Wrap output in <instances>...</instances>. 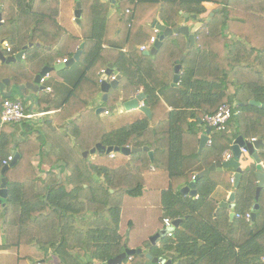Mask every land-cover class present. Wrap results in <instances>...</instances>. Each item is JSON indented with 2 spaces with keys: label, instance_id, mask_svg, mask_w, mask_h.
I'll return each instance as SVG.
<instances>
[{
  "label": "trees",
  "instance_id": "1",
  "mask_svg": "<svg viewBox=\"0 0 264 264\" xmlns=\"http://www.w3.org/2000/svg\"><path fill=\"white\" fill-rule=\"evenodd\" d=\"M36 1L0 3L22 16L41 13L34 8ZM80 1L84 8L86 1ZM131 2L134 0L119 3ZM146 2L156 4L161 20L173 28L179 26L176 19L180 11L204 14V2L217 4L212 11L219 10L208 21L200 19L202 25L195 32L193 46L186 48L184 35L179 33L166 37L153 57L143 52L138 55L148 61L150 72L131 54L133 43L128 34L122 44L109 43L106 48L94 33L86 38L80 60L85 61L87 72L97 61L103 67L111 61L121 75L118 86L109 89L107 101L115 103L121 93L141 89L146 95L144 104L151 108V118L140 113L132 121L113 123L112 128H107L106 121L99 120L98 114L86 108L87 102L76 94L78 115L62 122V130L43 124L35 130L36 137L18 142L13 138L20 130L19 123H0V182L3 161L12 149L19 152L16 164L5 172L7 197L0 200V250L5 251L0 253V264H50L53 259H57L55 264H107L124 250V244L143 249L142 243L136 241L134 221L129 220L139 215V206L141 212L142 185L143 195L159 199V206L154 200L142 206L144 227L149 225L147 218L151 215L157 216L154 224L158 227L165 217L182 218L171 236L161 237L159 245L152 246L155 251L146 252L163 257L170 252L171 264H264V205L257 210L255 221L244 218L255 201L254 164L242 172L235 200V212L242 217L232 220L225 207L216 210L218 204L211 198L218 184L212 174L221 172L199 178L196 198L185 197L172 182L182 175L172 170L174 121L179 117L180 134H184L195 125L188 122L189 118H196L198 123L223 103L233 106L225 131L220 132V144L212 139L209 151L213 160L208 166L222 161L223 151L239 135L264 141V16L257 14L264 10V0H137V4ZM106 4L101 0L89 2L95 14L90 18L94 27L103 19L97 18L93 10L102 13ZM14 19L7 12L0 28L12 26ZM113 20L120 24L123 17L119 19L117 14ZM15 44L13 48L22 47L21 43ZM183 55L177 85L180 107L167 110L157 90L169 85L174 62ZM87 72L82 76L85 80L89 79ZM157 103L163 108L161 115ZM126 114L119 113L115 119L122 121ZM97 142L104 146H147L153 150L154 162H150L145 150L128 156L120 152L110 156L98 150L92 158H84L82 152ZM180 144L181 156H186L182 141ZM203 153L204 150L200 155ZM200 155L194 152V156ZM258 155L264 160L263 148ZM43 165L49 170L42 169ZM57 168L61 170L59 183ZM161 179H166V186L154 184ZM123 262L158 264L138 254Z\"/></svg>",
  "mask_w": 264,
  "mask_h": 264
},
{
  "label": "crops",
  "instance_id": "2",
  "mask_svg": "<svg viewBox=\"0 0 264 264\" xmlns=\"http://www.w3.org/2000/svg\"><path fill=\"white\" fill-rule=\"evenodd\" d=\"M0 1H3V0H0ZM85 1L86 3L83 1L85 3L84 8L81 4V16L79 19H77L74 14L76 0H37L36 3H34V8H36V10H38V12H41V13H37V14L31 13V14L22 15V16L14 14L13 10L10 9L9 6L7 5L4 6L1 3L0 18L4 20L8 12V15L11 14L13 18L15 19L12 22L13 24L12 26L8 28L5 27V29L11 31L12 37L11 38L4 37L0 39L6 40L12 48H13V45H16L15 43L17 44L21 43L22 45V47H19V48L14 47L12 50L13 52L12 51L7 52L1 43L2 50L6 56H12V55H15L17 52L21 51L22 49H24V52L22 55L23 57L21 56L20 63L24 64L25 68H23L22 66L21 67L22 70L19 69L18 70L19 72L16 71L14 73V76L18 78L17 79L19 81L18 83H24L25 81L32 80L33 76L39 71H41L42 67L44 66H54L57 61L63 60V59H67V61H69L70 59L74 57L75 53L80 49L81 43L85 45L86 38L89 37L93 33L96 36V38L103 40V48H106L109 43L122 44L125 41V36L127 34L131 36V40L133 43V46L131 47V50L133 51H131V54L135 56L136 59H138V62L142 63V66L146 69L147 72H150L151 69L148 67V61L141 60L138 57L137 53L141 51L139 48L140 45L145 44L149 46L150 37L155 35L154 23L158 22V23L165 25V23L161 20L156 4L149 3V2L137 4V0H134L135 10L134 8L131 9L130 5L125 6V9L124 7H122L124 10L122 8L121 10H119L120 7L115 8L113 3H111L110 1L101 0L102 4L107 3L105 8L102 10V13H100L97 9H94L93 11L97 14V18L101 17L103 21H100L98 26L94 27L91 23L90 18L91 16L95 18V14H93V12L90 9V5H89V2L93 0H85ZM27 2L31 3V0H27ZM203 5L207 8L206 13L201 14V15L195 14L196 18L192 19L190 17L188 18L183 17L182 13L184 12L180 11L179 16L176 19V23L179 26L187 25L189 27H192L197 20L205 18L208 15V13L213 8L216 7L217 4L212 3V2H204ZM117 14H118L119 19H122L123 17V21L120 24L117 23L116 20H113V17L115 15L117 16ZM105 15L107 16V21H105ZM189 15H191V13H189ZM129 16H131V19L129 18ZM131 24L133 25L131 26ZM147 26L149 27L151 31V34L149 35L150 36L149 39L146 36ZM170 27L173 28L172 26ZM183 41L185 42L186 48H189L187 46L188 44L187 36H184ZM82 50L83 48L81 49L78 60H73L72 62L62 63L63 67L60 70H57L58 73L56 74V78L53 79L51 84L47 85L51 87V91H46V95L43 97L45 101L43 105H41L40 101L38 104L37 103L35 104L31 102L30 100H24L23 98H21V96L17 95L16 91L14 90V94L11 96V97L13 96L14 97L11 99L21 100L23 104L25 105L26 110L28 112H31V109H33V111H37L36 113L43 112V115L40 118H38V120L35 118L32 120H24L21 123H19L20 130L15 135L18 138V139L16 138V141L20 142L22 139H25V138L36 137L37 136L36 131L39 130V128L43 126V124L53 130H56V129L62 130L63 128H61L62 126H60L62 122L68 121L69 119H74L77 117L78 115L77 106H78L79 98L84 99L87 102V108L95 109V113L98 115H109L110 113H114L116 111L119 113L124 112L125 114L127 113L126 115L130 114L133 117L131 118L130 121L140 116V113L142 112L139 111L138 109L126 111L124 109H120L116 107V102L119 99H122L123 101L127 100L135 96L139 92H143L141 89H139L136 93H132V94L124 95L121 93L119 98L116 100V102L112 103L114 105V108H109V109L104 108L106 109L105 111H108L107 114L104 113L105 111L96 112V110L99 109L100 107V103H102L103 101V94L100 90L101 76L103 74L102 71L104 70L105 72V70L107 69L108 63H112V62L108 61L106 66L103 67L101 61H97L94 64V66L90 68L87 72L85 61L80 60ZM122 51H125V49H122ZM158 51L159 49L157 50V53ZM148 56L153 57L154 55L153 56L148 55ZM175 62H174V67H175ZM13 64L15 65V63ZM112 66L113 68H112L111 75L120 74L118 70L115 68L113 63H112ZM174 67H173V75H174ZM14 71L15 69L13 70V72ZM86 72H87V76H89V79L87 80H85L82 77L84 74H86ZM180 74H181V68H180ZM173 75H172V78H173ZM15 77L13 78V76L12 77L10 76L9 78L10 86L8 88H11L14 84H18L16 83V81H14L16 80ZM80 79H82L81 83L74 90L76 83H78ZM96 80H97V86L95 84ZM179 80H178V83H179ZM171 82H172V79L169 85L161 86L157 90V94L161 100V105H163L167 110L176 111L180 107L179 95L177 91L178 83L176 86H173L171 85ZM130 89L131 88H129L128 90ZM26 93L28 94L29 91L28 92L26 91ZM76 94L79 95V98H75ZM107 99H108V96H107ZM145 99H146V95L144 99L142 100L143 103ZM106 101H103V102H106ZM157 106L159 107L157 109L158 113H160L159 115H161V113L163 112V108L160 107L158 103H157ZM195 119L196 118H192V117L188 119L189 123H192L195 125L193 126L192 129H189L184 134H180V124H181L180 117L175 119L174 121V136H173V141H172V170L175 173H182V175L179 177H176L174 180H172V182L175 185V187L178 188V190L181 187L187 185L193 179L194 175L198 174L200 171L207 168L208 164L211 163V161L213 160V156L211 155L209 150L212 145V139L217 144H220V138H215V137L210 136L211 144L209 145L205 143V146L202 149V151L204 150V153L200 155L202 153V151L199 153L200 136L201 134L204 133L206 129V124L204 123L203 118L199 119L198 123H195ZM31 124L34 127L32 131H31ZM202 126H204V130ZM212 132L213 131H211L210 134ZM253 138L259 139L258 137H253ZM245 139L250 140L249 138H245ZM180 141H182L183 153L186 156H181ZM231 145L232 143L229 145V148L223 151L222 157L224 153H228V152L232 153ZM46 147H48V145H46ZM13 150L18 152L17 149H13ZM195 151H197V154L200 155L199 158L194 156ZM258 151L259 149L257 150V154H258ZM112 153L114 154L115 152H112ZM243 154L244 155H243V159L241 162H242V167L244 169L252 164L255 165L252 159L247 157L245 153ZM259 158L261 159V163L264 167V160L260 156ZM153 162H154V158H153ZM35 163H36V160H35ZM42 169H44L45 171L49 170L47 165H43ZM214 172H221L220 173L221 175L218 173L212 174L213 179L217 180L218 184L213 189L211 193V198L219 205V202L226 200L230 191L233 188L232 179H233L234 170L224 169L222 171H214ZM190 176H192L191 180L189 179ZM169 182H171V180H169ZM166 183H167L166 179H161L160 181L154 182V184L157 186H166ZM256 184H257V181H256ZM141 187L143 188L142 194L139 196V198L141 199V204H142L141 212L144 211L143 207H145V204L153 200L156 201V203L159 206L158 197H148V196L143 195L145 186L142 185ZM184 196L191 197L189 195H184ZM197 196H198V191H197V195L191 198H196ZM235 200H236V197H235ZM254 204H255V201L253 205ZM258 204H259V208L262 205H264V187L261 190ZM253 205L251 206V209L248 212L251 213ZM225 208L227 209L229 213L231 211L235 212V202H234L233 208H228V207H225ZM147 209L148 208L146 207L145 210ZM214 213H216V211ZM257 217H258V214L256 210L255 220L257 219ZM234 218H235V215H234ZM258 225H260V223H258ZM146 227H149V226H146ZM157 227L158 226L156 225V227L154 228V232L150 235L153 236L160 229L166 228L164 227L163 224H161L158 228ZM0 243H1V237H0ZM157 245H159V242ZM142 250L144 253L146 252L144 249ZM3 252L5 251L0 250V253H3ZM165 258L166 259L168 258L167 254ZM56 260L57 259L51 260L50 264H55Z\"/></svg>",
  "mask_w": 264,
  "mask_h": 264
},
{
  "label": "water",
  "instance_id": "3",
  "mask_svg": "<svg viewBox=\"0 0 264 264\" xmlns=\"http://www.w3.org/2000/svg\"><path fill=\"white\" fill-rule=\"evenodd\" d=\"M108 1L115 4L114 0H108ZM218 10L219 9L216 8L213 11H210L208 15L205 17V20L206 21L210 20L213 14L217 12ZM0 11H1V6H0ZM74 14L77 19H79L81 16V1L80 0H76ZM182 15L185 18H188V17L192 19L196 18L195 14L189 15V13H186V12L182 13ZM1 23L2 22L0 20V26H1ZM201 25H202L201 20H197L192 27H189L187 25H182V26H178L177 28H171L170 26H166L164 24L155 22L154 27L158 30L156 41L149 50L143 51V54L147 56L155 55L157 53V50L162 45L164 38L171 36V35L179 34V33H181L184 36H187L188 38L187 46L188 47L193 46L195 44V32L198 30V28ZM1 42H2V39H0V62L7 63V64L20 62L24 49L17 52L15 55L6 56L2 50ZM83 46L84 44L81 43L80 49L75 53L74 57L66 62H72L73 60H78ZM182 59H184V56H181V58L179 60H176L175 62L174 75H173L172 82H171V85L173 86L177 85L178 80L180 78V68H181L180 62ZM62 67H63L62 63H56L54 66H44L42 67L41 71H39L33 76L32 80L25 81L24 83L14 84L11 88H8L10 79L4 78L0 80V93L3 96V98H10L14 94V90H15L17 95L21 96V98H23L24 100H30L31 102L38 104L39 103V91L44 89V87L40 85V78L45 76L50 71L60 70ZM112 68H113L112 63H108L107 69L101 76L100 90L103 94V101L107 100L109 89L116 88L118 86V82L120 79V74L115 75L114 79H108V77L112 73ZM26 91L27 92L29 91V93L27 94ZM144 97H145L144 93L139 92L138 94H136L135 96L127 100L123 101L122 99H119L116 102V107L120 109H124L126 111L138 109L145 116H147L148 118H151L152 113H151L150 108L145 105L139 106V103L144 99ZM256 104L258 105V103ZM261 106L264 107V104ZM105 110L106 109L104 108H99L96 110V112H100V111L103 112ZM31 112L36 113L37 111H33V109H31ZM41 116L36 117V119L38 120V118H40ZM210 131H211V127L206 126L204 133L201 134L200 144H199V153L202 151L203 147L205 146V143L208 140V134L210 133ZM16 138L17 137L15 136L13 140L15 141ZM241 148L245 149L246 156L252 159V161L255 163L254 174H255L256 181H257V186L255 189V197H254L255 204L253 205L252 211H251V215H252L251 220L255 221L256 210H258L259 208L258 200L260 197L261 190L264 187V167L261 163V159L259 158L257 154L258 149L260 148L264 149V142L260 138L249 141L245 139L242 135L237 136L232 142V145H231L232 156L229 159L212 163L210 166L203 169L198 174L194 175L193 179L187 185L179 189V192L184 195L195 197L197 195L196 182L198 181L199 178L207 175L210 172L222 171L224 169H233L234 170L233 179H232L233 188L230 191L226 200L219 202V205H218V208L220 207L233 208L235 197H236V189L238 188V185L242 177V172L244 170V168L242 167V162H241L244 154L242 153ZM98 150H102L106 154H110L112 152H120L126 156L130 155L133 152L145 150L148 153L150 161L153 162V151L149 150L147 146H143V147H129V146L118 147V146H113V145L104 146L100 142H97L94 145V147H92L91 149L83 151L82 156L85 158L88 155H94L96 151ZM11 153L13 154L12 161L8 165H4L1 169L2 177H1V182H0V200L7 197V187H6L7 178L5 177V172L8 170L9 167L14 166L19 158V153L17 151H14L12 149ZM56 173H57V178H58V183H59L61 182V171L59 168L56 169ZM110 192H113V190H110ZM234 215H235V212L233 211L229 213L230 220L234 218ZM181 221H182V218L173 219L172 225H174L175 227H179V224ZM167 230L168 228L160 229L153 236H151L150 237L151 244L157 245L160 238L165 236ZM136 254L144 255L147 259L151 260L154 263L171 264L170 257L172 256V253L170 252L167 253L168 258L166 259L165 257H162V256H153L149 252L144 253L141 247L129 248L126 244H124V250L118 255H116L115 257L110 258L107 261V264H121L128 256H134Z\"/></svg>",
  "mask_w": 264,
  "mask_h": 264
},
{
  "label": "built area",
  "instance_id": "4",
  "mask_svg": "<svg viewBox=\"0 0 264 264\" xmlns=\"http://www.w3.org/2000/svg\"><path fill=\"white\" fill-rule=\"evenodd\" d=\"M121 1L122 0H114L115 3L121 2ZM154 33L155 35L151 36L149 40L150 46L145 45V44L140 45L139 48L141 51L149 50L152 47V45L155 43L156 38H157L156 34L158 33V30L156 28H154ZM1 43L7 52H11V46L6 40H2ZM66 61L67 59H63V60L57 61L56 63H65ZM102 73H104V70L102 71ZM49 75L50 74L47 73L45 76L41 77L40 84H43L44 82H46ZM114 78H115V75L109 76V79H114ZM44 88H45V91H51L50 86L45 85ZM139 106H144L143 101L139 103ZM0 108H1V111H0V123L1 124L21 123L24 120H32V119H35L36 117L43 115L42 112H38V113L28 112L23 102L19 99L4 98L0 104ZM107 112L108 111H105L104 113L106 114ZM232 115H233V106H231L229 103H223L217 108L215 112L210 113V114H205L203 117V121L206 124V126L211 127V131L221 132V131H225L227 127V123L229 122ZM252 140H255V138H252L249 141H252ZM206 143L209 145L211 144L210 133L208 134V140ZM241 150H242V153L246 152L245 149L243 148H241ZM110 155L113 156L114 154L111 153ZM231 156H232L231 152L224 153L223 160H227ZM12 159H13V155L12 154L8 155L7 159L3 161V164L8 165L12 161ZM235 217L240 218L242 217V215H240L239 213H235ZM251 217L252 215L250 212H246L244 215V218L247 221H250ZM163 225L164 227L168 228L165 235L171 236L173 230L175 229V227L172 225V219L169 217H165L163 219ZM131 259H132V256H128L127 262H129ZM262 259L264 262V257ZM121 264H126V263L122 262Z\"/></svg>",
  "mask_w": 264,
  "mask_h": 264
},
{
  "label": "rangeland",
  "instance_id": "5",
  "mask_svg": "<svg viewBox=\"0 0 264 264\" xmlns=\"http://www.w3.org/2000/svg\"><path fill=\"white\" fill-rule=\"evenodd\" d=\"M251 3H254V2H251ZM0 5H1V3H0ZM113 5L115 6V8H118L120 6L123 7V6H126V5H130L131 6V9H133L134 6H135V4L133 2H131L129 4L117 2V3L113 4ZM134 10H135V8H134ZM257 14L260 15V16H264V10L261 13H257ZM150 34H151V31H150L149 27L147 26L146 36L148 37ZM3 36L4 37H8V38H11L12 37L11 31L5 29V26H3L2 28H0V38L3 37ZM149 46H150V44H149ZM141 53H142V51H139L137 54L140 55ZM22 66H23V68H25V65L24 64H21L20 62L15 63V65L13 63L7 64V63H1L0 62V80H2L4 78H10V76L11 77L13 76V78H14L15 77L14 76V73L16 71H18L19 69L22 70L21 69ZM13 68L15 69V71L13 72V75H12V71L14 70ZM57 73H58L57 70L50 71V76L48 77V79L46 80V82H44L43 84H40V85L44 87L45 85L51 84V82L53 81V79L56 78V74ZM45 95H46L45 88L43 90H40L39 91V101H40L41 105H43L45 103V101L43 99V97ZM100 107L101 108H108L109 109V108H114V105L112 104V101L111 100L110 101H107V102H103L102 101V103H100ZM92 110L95 111V109H92ZM118 114H119V112L116 111L114 113H110L109 115H97V116H99V118H98L99 120L106 121L105 125L107 126V128H112L113 123H120V122L127 123V121H130L131 118H132V116L129 114V115L124 116V118H125L124 120H122V121L121 120H117V119H115V117L118 116ZM202 128L204 130V126H202ZM210 136L211 137H215V138H221L223 135L220 132L213 131L210 134ZM93 156L94 155H88L87 157L92 158ZM137 211L139 212V215L138 216H130L129 217V220L134 221V225L136 227V230H135V233L137 234L136 241L142 243L143 249L145 251H150V250H153V249L155 251V248L152 249V246L153 245L151 244V241H150V237L152 235H150V234H152L154 232V228L156 227V223L154 224V222H155L157 216L156 215H151L149 217L147 215L148 216L147 219H148V222H149V225H148L149 227H144L145 220H146L145 217L146 216L145 215H143V216L141 215L140 206L137 209Z\"/></svg>",
  "mask_w": 264,
  "mask_h": 264
},
{
  "label": "flooded vegetation",
  "instance_id": "6",
  "mask_svg": "<svg viewBox=\"0 0 264 264\" xmlns=\"http://www.w3.org/2000/svg\"><path fill=\"white\" fill-rule=\"evenodd\" d=\"M12 84H13V83H12ZM9 86H10V85H8V87H9ZM1 98H3V96H2L1 93H0V99H1Z\"/></svg>",
  "mask_w": 264,
  "mask_h": 264
}]
</instances>
